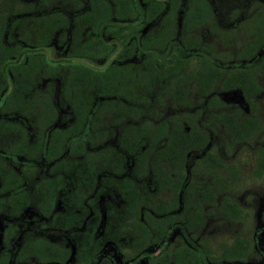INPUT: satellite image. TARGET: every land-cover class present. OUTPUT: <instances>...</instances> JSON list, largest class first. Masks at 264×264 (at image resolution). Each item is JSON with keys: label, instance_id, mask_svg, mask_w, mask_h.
Here are the masks:
<instances>
[{"label": "flooded vegetation", "instance_id": "1", "mask_svg": "<svg viewBox=\"0 0 264 264\" xmlns=\"http://www.w3.org/2000/svg\"><path fill=\"white\" fill-rule=\"evenodd\" d=\"M238 2L0 0V264H264V0Z\"/></svg>", "mask_w": 264, "mask_h": 264}, {"label": "rangeland", "instance_id": "2", "mask_svg": "<svg viewBox=\"0 0 264 264\" xmlns=\"http://www.w3.org/2000/svg\"><path fill=\"white\" fill-rule=\"evenodd\" d=\"M225 3H228V9H230V8H237V9H239L240 8V2H238V0H222V5H223V7H225ZM220 8H222V6L220 5ZM238 32H237V35H236V37L234 38V40L235 41H239L240 39H241V33H242V30H241V28H239L238 30H237ZM239 45V42H234V41H232V43L231 44H229L228 46V50L230 51L231 49H236L237 48V46ZM231 48V49H230Z\"/></svg>", "mask_w": 264, "mask_h": 264}, {"label": "trees", "instance_id": "3", "mask_svg": "<svg viewBox=\"0 0 264 264\" xmlns=\"http://www.w3.org/2000/svg\"><path fill=\"white\" fill-rule=\"evenodd\" d=\"M206 7H204V9H205Z\"/></svg>", "mask_w": 264, "mask_h": 264}]
</instances>
